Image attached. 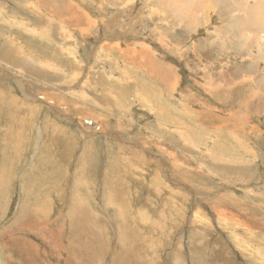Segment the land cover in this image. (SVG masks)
I'll list each match as a JSON object with an SVG mask.
<instances>
[{"label": "rangeland", "instance_id": "374dc122", "mask_svg": "<svg viewBox=\"0 0 264 264\" xmlns=\"http://www.w3.org/2000/svg\"><path fill=\"white\" fill-rule=\"evenodd\" d=\"M61 1L0 0V264H264V0Z\"/></svg>", "mask_w": 264, "mask_h": 264}, {"label": "bare ground", "instance_id": "6f19581e", "mask_svg": "<svg viewBox=\"0 0 264 264\" xmlns=\"http://www.w3.org/2000/svg\"><path fill=\"white\" fill-rule=\"evenodd\" d=\"M163 1V0H162ZM51 2H53V0H40V4L41 6L43 5L45 7V9H49L51 13L53 14H62V15H68L69 16V22L71 21V19H75L74 22H76V18L77 20L79 19V15L83 14L81 10L77 9V7H72L70 5V3H68L67 1H61L58 6H54L51 4ZM237 2V1H236ZM160 3L161 0H160ZM259 5H261L260 9L258 11H256V16L254 19V22H257V27L255 28L256 31V35L253 36L250 40H248V38L246 37L244 39V43L242 44V42H238L239 44V49L241 48V50H245L248 49L250 45L255 44L256 46H258V41L260 40H264V38L262 37V35L264 36V15L262 14V3L257 2ZM42 6V7H43ZM188 7V6H187ZM230 7V6H229ZM194 8V7H193ZM231 8V7H230ZM186 11H191L190 9H185ZM252 17V15L250 16ZM248 20H250V18H248ZM3 22V21H2ZM1 22V23H2ZM0 23V24H1ZM14 25V24H13ZM19 26V25H18ZM242 44V45H241ZM242 46L244 47L242 49ZM110 50V49H109ZM240 51V50H239ZM249 55V54H248ZM261 55V54H260ZM259 56V55H258ZM148 61L150 63H155L151 58L150 55L147 57ZM96 81V80H95ZM97 83V82H96ZM118 84V83H117ZM222 85V84H221ZM216 87V86H215ZM212 89V88H211ZM217 89H215L216 91ZM213 91V90H212ZM118 92V91H117ZM218 91H216L217 93ZM120 93V92H119ZM77 95V94H76ZM262 96V95H261ZM252 107V106H251ZM199 112V111H198ZM180 114V113H179ZM206 120V119H205ZM201 129V128H200ZM219 140V139H218ZM234 149V148H233ZM190 151V150H189ZM223 158V157H222ZM226 159V158H225ZM190 161V160H189ZM193 163V162H192ZM203 173V172H202ZM183 178V176H182ZM225 198V197H224ZM82 205V204H81Z\"/></svg>", "mask_w": 264, "mask_h": 264}]
</instances>
